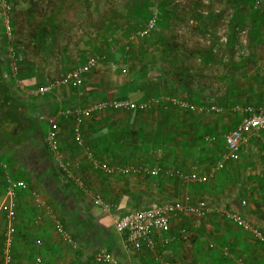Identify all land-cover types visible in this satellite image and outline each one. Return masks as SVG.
Wrapping results in <instances>:
<instances>
[{"label":"crops","instance_id":"crops-1","mask_svg":"<svg viewBox=\"0 0 264 264\" xmlns=\"http://www.w3.org/2000/svg\"><path fill=\"white\" fill-rule=\"evenodd\" d=\"M8 1L13 8L14 42L23 45L24 51L19 50L26 54L22 53L26 61L19 72L24 88L45 85L50 80L47 77L60 76L89 56H95L98 64L82 77L80 88L58 87L40 98L14 87L8 75L0 9V168L26 185L10 198L6 173L0 170V264L9 227L13 228V264H34L36 258L39 264H105L94 259L98 252L109 253L118 264H222L221 251L226 248L237 256H247L250 262L256 260L253 253H260V243L248 229L232 222L230 214L219 211L203 218L177 217L162 235L168 244H162L156 234L154 250L127 253L123 237L113 229L119 214H107L94 206L56 168L45 144L48 123L53 120L63 154L71 164V176L113 204L118 213L167 201L204 200L236 213L264 232V190H259L264 183L258 181L264 164L254 162L239 169L245 174L231 168L223 176V171L209 176L212 162L224 146L213 152L214 142H205L193 133L201 120L198 114L207 112L193 114L174 106L138 112L105 110L83 118L81 144L75 142L74 117L67 113L72 106L99 100L128 98L144 103L161 94L183 97L199 106L228 98L233 101L238 90L233 92L232 86L238 82L244 86L247 79L246 57L231 41L221 45L216 36L205 46L196 38L204 32H218L224 24H228L226 40L235 35L233 15L224 17L237 9L171 2L161 9L154 31L136 40L133 33L142 21L137 22L138 16L127 2ZM249 83L242 91L249 92L247 95L255 84ZM258 94L260 98L259 87ZM218 123L202 122V127L212 132L219 129ZM21 131L24 134L19 135ZM248 149L249 154L256 152ZM207 156L212 158L207 160ZM129 167L135 171H128ZM115 168L125 172H108ZM143 168H159L160 174L152 177L142 173ZM177 171L194 179L186 181ZM205 175L206 181L201 182L199 177ZM10 205L12 221L5 216ZM55 220L77 241L76 249L59 239Z\"/></svg>","mask_w":264,"mask_h":264},{"label":"built area","instance_id":"built-area-1","mask_svg":"<svg viewBox=\"0 0 264 264\" xmlns=\"http://www.w3.org/2000/svg\"><path fill=\"white\" fill-rule=\"evenodd\" d=\"M264 7V0H253V8L258 9ZM0 9L2 11V21L4 25L6 44H5V57L8 68V75L12 82H17V76L20 72V66L23 63V54L20 52L17 45L14 44L13 38V28L10 22L11 5L8 0H1ZM158 19V12L155 10L152 12L150 17L145 21V23L138 29L134 30L133 39H140L149 35L154 31ZM237 34L240 37V42L244 45L246 43V29L239 27L237 29ZM219 41L225 42L226 35L219 34ZM205 42L208 44L210 41L207 39ZM128 46H126V49ZM98 64V59L95 56H89L85 62L79 64L74 69L60 75L53 81L42 85L37 88H28L27 92L31 95L37 97L46 96L54 88L58 87H73L80 88L82 85V77L93 70ZM174 106L184 112H207L216 113L219 111L217 105L212 103L210 105H195L188 101L186 98L172 96L167 94H161L154 98L147 100L144 103H138L132 101L128 98H112L109 100H99L94 103L85 104L84 106H72L67 113L74 117L73 134L75 142L77 144L82 143V136L80 126L83 122V118L88 115L103 112L105 110H117L124 112H138V111H148L154 107H166ZM235 112L243 113L239 123L229 129L223 135V150L218 155V157L213 161L211 170L208 175L211 176L215 172L223 171L228 164L234 163L240 158V148L242 143L250 132L262 133L264 134V85L260 94L259 101L253 106H239L236 105L232 108ZM49 128L45 134V144L53 157V163L58 170L61 171L65 176L70 177L77 186L82 190V192L88 196L93 205L99 208L102 212L107 214H119L114 219V231L123 237L124 250L127 253L139 252L144 249L154 250L156 246V239L154 235H160V240L162 244H168L169 240L166 235L170 227V222L177 217H196L203 218L206 217L211 212H222V214H230L229 217L231 221L242 226L250 231V234L264 247V232L257 226L250 224L244 218L238 216L236 213L229 212L226 209H222L217 203L211 204L207 201L200 200L192 202L189 200L183 201H167L157 204H152L143 208H136L134 210H127L125 212H116L115 206L113 204L105 201L100 194L92 192L87 188L83 182L79 179L71 176L70 174V162L65 158L64 154L60 149V143L58 140V132L53 120H49ZM97 165L96 162L93 164ZM130 172H134V167H129L127 169ZM124 173L123 168H115L108 170L109 173L112 172ZM140 172V171H137ZM141 172L152 177H156L160 174L159 168L149 169L143 168ZM177 176H180L186 181H191L194 179L193 175L184 174L181 172H176ZM207 175L199 177L201 182L206 181ZM5 184L7 187V193L10 198L16 195L19 189L25 188V183L23 181L14 180L8 174L5 175ZM245 203L242 201L241 205ZM12 205L9 206L8 210L5 212V216L8 221H12ZM115 212V213H114ZM56 232L61 240L67 242L73 249L77 248V241L72 238L70 232L66 230L57 220ZM13 228L9 227L5 233L4 240L2 243V263L1 264H13L12 261V246H13ZM171 239V238H170ZM211 245H209L210 247ZM96 262L105 264H118L115 257L107 252H98L95 255ZM40 259L36 258L34 264H39ZM163 264H169L163 262ZM238 264H244L239 262Z\"/></svg>","mask_w":264,"mask_h":264},{"label":"rangeland","instance_id":"rangeland-1","mask_svg":"<svg viewBox=\"0 0 264 264\" xmlns=\"http://www.w3.org/2000/svg\"><path fill=\"white\" fill-rule=\"evenodd\" d=\"M138 1H140V2L138 3ZM119 2L120 3L122 2L124 4H125V2H127V6H129V8L130 7L133 8L134 14H136L138 16L136 18L137 22L142 21L137 26V28L139 26H142L145 23V21L150 17V15L152 14L153 11L156 10L158 12V17H159V14L161 15V9H163L164 5L171 3V2H173L176 5L189 3V5H191V6L195 5L196 7H199V8L201 5H203L205 8H208L211 5H217V6L220 5L223 8H228L230 5L232 9H237L234 12H227L226 16L224 17V18H228V16H230V18H231V16L233 15L232 19L235 21L234 26H235L236 33H235V35H231V37L229 36L225 42L221 43V45L227 43L228 41H231V43H233L231 46L237 45V47H239V50H241L243 52L242 56L246 57L245 58V66L247 69L246 70L247 79L245 80V85L240 86L241 85L240 82H238V84L234 83V86H232L233 92L238 90L237 93H234V95L236 97L234 98L233 101H232V99L228 98V99L220 100L221 102L220 101L216 102L215 104L217 105V108H219L218 112H216L214 114H212V113H200V114H198V118L200 117L201 120L199 121V126L197 127V131L193 132L194 134L197 135V137L202 138L203 141H205V142H207V141L209 142L210 140H211V143L214 142V144H212L215 148V150L213 152H216L217 148H218V152H219V150H221L222 145H223L221 141L223 139L224 133H226L229 129H231L233 126H235L236 123L241 118V116H243V113L235 112L232 110V108L236 105H239L242 107L253 106L255 103L258 102L257 100L259 99L258 87H259V93L260 94L262 91V87L264 84V7L254 9L253 8V0H119ZM145 2H147V4H145ZM10 5H11V13H12V9H13L12 4L10 3ZM233 5H235V6L232 7ZM140 8L143 10L139 11ZM135 9H136V11H135ZM137 10L140 12V14L137 13ZM207 11L208 10H204L203 13L207 14ZM208 13H209V11H208ZM216 13L220 14V12H216ZM227 25L228 24H224L223 26H220L217 29L218 32L211 31V32L201 33L200 37L196 38V41L198 43L205 44V46H206V44H207L205 42L206 39L208 41H210L209 43H211L213 41V38H215L216 36H217V38L220 37V35H219L220 33L223 35L227 34L228 33L227 32V29H228ZM239 27L246 29L247 37H246V43L244 45L242 43H240L239 41H237V39L240 40V37L237 34V29H239ZM12 28L14 30V27H12ZM228 43H230V42H228ZM14 44H15V42H14ZM20 45L21 44H18V48H20L21 51H24L23 45L22 46H20ZM247 47H248V53H247ZM22 53H24V52H22ZM24 55H26V54L24 53ZM24 55H23V62L26 61V58L24 57ZM22 64L20 66V72H21ZM251 64H252V66H251ZM20 75L21 74L18 75L19 78L17 76V82H12L14 87L16 86L17 88H21V89L23 88V90H24L23 92H25V93H28L27 89L30 87L37 88V86H30V87L26 86L27 88H24L22 86V83H21L22 81H21ZM54 77L57 78V77H59V75L47 77V79H50V80H48V82L53 81L55 79ZM251 79L252 80L255 79L256 85L260 84V82H263V83H261L262 85H258L256 87H254V89H248L250 91V95H247V94H249V92H246V91L242 92V91L247 90L245 86L247 85L248 81H251ZM222 83H223V81H222ZM230 83H231V81H229V84ZM229 84H227V86ZM237 85L240 87L238 88ZM225 86L226 85L223 84L221 87L223 92H224ZM241 92H242V94H240ZM214 120L216 122H220L217 124V125H219V129L211 130L212 132H209V130L203 129L202 122H206L205 125H209V123L211 124ZM214 124H215V122H214ZM194 126H196V124H194ZM22 133H23V131H21V133H19V135H21ZM209 134H212V135H210L209 138H205ZM249 146L252 147L253 149H255L256 152H253V154H249V153H251L248 149ZM211 158L212 157L207 156V160H210ZM254 162L260 163V164L263 162V164H264V134L258 133V132H256V133L250 132L248 134V137H246V139L244 140V142L241 145L239 160L234 162L230 167L228 166V169L226 167L227 170L224 169L223 172H221V176L225 175V173H227L229 171V169H231V168L233 170H235V172L238 171L239 174H245V173H240L239 169L248 168V164H254ZM0 170L2 171V174L3 173L7 174V171L5 169L0 168ZM259 174H261V175H260V177H258L259 178L258 181L260 180V182L263 184L264 183V171L259 172ZM238 182L241 183L240 180ZM226 189H228V187H226ZM259 190L260 191L264 190V184L261 185ZM248 205H249V203H248ZM257 245L259 246V248H261V250H259L260 253L257 251H255L253 253L254 254L253 257H255L256 260L254 258H251V262H250L248 260V258H246L247 256H239V255L237 256V253L234 252V250H230V249L226 248L225 251L224 250L221 251V254H222L221 255L222 262L221 263L222 264H237L241 260H246V261L250 262L251 264H264V247L258 243H257ZM224 252H225V254H224Z\"/></svg>","mask_w":264,"mask_h":264},{"label":"trees","instance_id":"trees-1","mask_svg":"<svg viewBox=\"0 0 264 264\" xmlns=\"http://www.w3.org/2000/svg\"><path fill=\"white\" fill-rule=\"evenodd\" d=\"M68 72V71H67ZM251 82L252 83H255L256 81H255V79L254 80H251L250 81V83L249 84H251ZM261 83H263V82H260V84H258V85H262ZM258 85H256V84H254V87H256V86H258ZM264 85V84H263ZM42 86V85H41ZM38 87H40V86H38ZM73 88V87H72ZM252 88V87H251ZM40 97V96H39ZM43 97H45V96H43ZM40 98H42V97H40ZM167 107H169V106H167ZM58 138H59V135H58ZM60 149H61V151H62V153H63V149H62V147L60 146ZM4 180H5V176H4ZM103 198V197H102ZM104 199V198H103ZM105 200V199H104ZM105 201H107V200H105ZM108 202V201H107ZM60 238V237H59ZM61 239V238H60ZM2 251V250H1ZM12 254H13V251H12ZM98 263H100V262H98Z\"/></svg>","mask_w":264,"mask_h":264}]
</instances>
